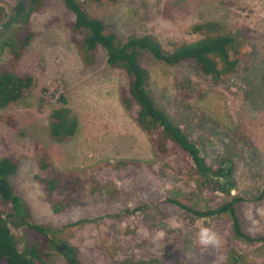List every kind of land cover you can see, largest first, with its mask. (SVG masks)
Wrapping results in <instances>:
<instances>
[{
    "label": "rangeland",
    "instance_id": "rangeland-1",
    "mask_svg": "<svg viewBox=\"0 0 264 264\" xmlns=\"http://www.w3.org/2000/svg\"><path fill=\"white\" fill-rule=\"evenodd\" d=\"M7 1L13 8L17 3ZM79 1L120 42L132 35H153L167 52L174 43L197 40L199 36L191 33L197 23L214 21L232 33L242 31L245 38L239 37V53L244 59L218 83L192 63L166 66L146 53L140 63L147 70V91L156 107L203 147L208 166L228 161L236 186L233 195L253 198L236 207L242 232L251 238L264 237V0ZM73 22L74 16L59 0H42L29 16V34L18 23L0 29V76L11 68L12 51L18 52L19 43L27 41L14 72L35 80L20 101L0 109V160L18 162L8 182L23 200L31 223L52 230L58 247L65 243L75 247L81 264L165 256L162 239L169 228L181 230L183 258L194 263L225 262L224 248L264 264V244L228 243V224L201 220L189 229L175 221L168 205L155 206L154 201L173 188L189 190L184 187L188 162L183 156L171 157L166 164L154 161L151 143L133 120L137 106L127 92L129 79L106 65L105 52L99 47L82 56V36L72 28ZM3 42L14 48L3 47ZM187 79L193 83L189 99L179 87ZM61 96L67 100L76 129L73 136L57 141L49 122ZM123 97L130 101L128 110L121 103ZM44 154L52 168H41ZM51 169L61 181L48 194L44 180L52 176ZM74 178L81 181L80 190L71 194L66 185ZM200 198L202 206L227 200ZM67 199H76V204L66 207ZM140 201L147 203L143 212L105 217L126 207L131 211ZM86 219L91 221L82 224ZM201 226L213 228L223 240L219 247L199 245ZM49 264L66 262L53 253Z\"/></svg>",
    "mask_w": 264,
    "mask_h": 264
},
{
    "label": "trees",
    "instance_id": "trees-1",
    "mask_svg": "<svg viewBox=\"0 0 264 264\" xmlns=\"http://www.w3.org/2000/svg\"><path fill=\"white\" fill-rule=\"evenodd\" d=\"M59 1L74 16L72 28L82 36L80 44L82 56L92 54V51L99 47L105 52L106 65L111 69L121 70L129 79L127 92L137 106L133 120L151 143L154 161L166 164L171 157L181 158L183 156L188 162L184 187H189V190L173 188L154 201L155 206L168 205L173 209L175 221L189 229L201 220H203L201 222H206V220L217 222L216 225L220 221L228 224V243L232 245L235 243H246L249 246L264 244V237L251 238L241 230L236 207L253 198L232 194L236 186L231 165L224 159L220 161L218 167H211L205 163L203 147L197 146V143L191 140L182 128L174 124L167 113L157 108L150 98L147 91L148 73L140 63L144 53L166 66L192 63L201 73L209 76L212 82L218 83L232 75L239 62L244 59L243 54L239 53L241 47L239 37L242 36V31L232 33L226 26L214 21L197 23L191 27V33L199 36L197 40L174 43L172 44L173 50L167 52L158 38L153 35H132L126 41L120 42L114 34L105 32L104 23L91 16L82 2L79 0ZM87 1L93 4H113L115 2V0ZM41 2L42 0H17L13 8L14 14L5 28L11 23H18L22 24L25 32L29 34V16L40 8ZM0 11H2L1 8ZM25 38L30 39L31 34L26 35ZM3 43V47L14 48L11 44ZM19 44V51H12L11 68L0 76V109L17 103L26 92L34 87L35 80L31 75H17L14 72L17 62L25 51L27 41ZM179 87L183 97L189 99L193 92V83L187 79ZM196 93L198 96L201 94L199 90H196ZM58 102V107L51 111L49 123L52 137L57 141H62L74 135L76 122L71 111L66 107V98L61 96ZM121 103L127 110L130 108L128 98H121ZM48 160L46 154L40 159L39 163L43 170L52 168ZM119 164L124 165L125 162ZM17 167L18 162L14 158L0 160V264H49L53 253L60 254L66 264H81L77 260L78 251L75 247L68 246L66 243L58 247L52 230L31 223L23 200L14 194L8 182V178L16 172ZM160 173L163 172L160 171ZM51 175L50 178L44 180L48 194L59 188L61 181L60 177L53 175L52 169ZM80 184L81 181L74 178L72 181H67L66 189L71 194L79 193L78 185ZM201 195H207L210 200H216L219 197L227 200L214 205L202 206L200 204ZM67 198L70 199V197ZM107 199L105 197L103 201ZM83 203L80 202L78 205L84 206ZM74 204H76V199L68 200L66 207H73ZM146 207L147 203L140 201L131 211L126 207L123 211L105 217L119 218L123 215L143 212ZM89 221L91 219L82 220L81 223L88 224ZM182 236L180 229L169 228L162 239L165 256L154 258L142 255L141 259L135 262L133 258L131 260L125 257L127 259L119 264H202L183 258ZM113 239L118 242L119 237ZM223 239L227 242L226 236ZM135 245L133 248L137 247ZM112 250H116V246ZM221 251L226 253L225 262L216 264H261L263 262L262 260L254 261L252 256L238 255L234 249L225 251L222 248Z\"/></svg>",
    "mask_w": 264,
    "mask_h": 264
},
{
    "label": "clouds",
    "instance_id": "clouds-1",
    "mask_svg": "<svg viewBox=\"0 0 264 264\" xmlns=\"http://www.w3.org/2000/svg\"><path fill=\"white\" fill-rule=\"evenodd\" d=\"M197 242L203 247H219L221 239L211 227L201 226L197 232Z\"/></svg>",
    "mask_w": 264,
    "mask_h": 264
},
{
    "label": "water",
    "instance_id": "water-1",
    "mask_svg": "<svg viewBox=\"0 0 264 264\" xmlns=\"http://www.w3.org/2000/svg\"><path fill=\"white\" fill-rule=\"evenodd\" d=\"M0 8L5 13V15L0 18V28H2L11 20L14 14V9L7 0H0Z\"/></svg>",
    "mask_w": 264,
    "mask_h": 264
},
{
    "label": "flooded vegetation",
    "instance_id": "flooded-vegetation-1",
    "mask_svg": "<svg viewBox=\"0 0 264 264\" xmlns=\"http://www.w3.org/2000/svg\"><path fill=\"white\" fill-rule=\"evenodd\" d=\"M4 15H5V13H4V14H2V15L0 16V18H1V17H3ZM3 28H5V26H3V27H2V29H3ZM0 29H1V28H0Z\"/></svg>",
    "mask_w": 264,
    "mask_h": 264
}]
</instances>
